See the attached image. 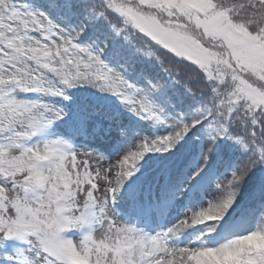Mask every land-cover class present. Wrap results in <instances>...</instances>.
<instances>
[{"label":"snow or ice","instance_id":"snow-or-ice-1","mask_svg":"<svg viewBox=\"0 0 264 264\" xmlns=\"http://www.w3.org/2000/svg\"><path fill=\"white\" fill-rule=\"evenodd\" d=\"M0 264H264V0H0Z\"/></svg>","mask_w":264,"mask_h":264}]
</instances>
